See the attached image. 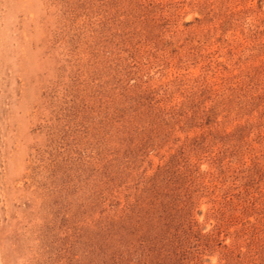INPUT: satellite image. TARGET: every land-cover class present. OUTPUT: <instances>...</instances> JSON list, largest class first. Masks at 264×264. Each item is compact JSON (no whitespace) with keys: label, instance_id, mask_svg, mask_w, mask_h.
Segmentation results:
<instances>
[{"label":"rangeland","instance_id":"374dc122","mask_svg":"<svg viewBox=\"0 0 264 264\" xmlns=\"http://www.w3.org/2000/svg\"><path fill=\"white\" fill-rule=\"evenodd\" d=\"M0 264H264V0H0Z\"/></svg>","mask_w":264,"mask_h":264}]
</instances>
